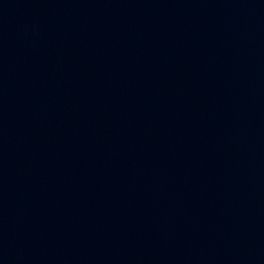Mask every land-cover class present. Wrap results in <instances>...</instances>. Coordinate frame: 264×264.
Wrapping results in <instances>:
<instances>
[{"label":"water","instance_id":"obj_1","mask_svg":"<svg viewBox=\"0 0 264 264\" xmlns=\"http://www.w3.org/2000/svg\"><path fill=\"white\" fill-rule=\"evenodd\" d=\"M0 264H264V0H0Z\"/></svg>","mask_w":264,"mask_h":264}]
</instances>
